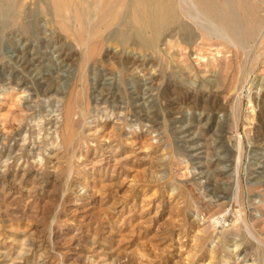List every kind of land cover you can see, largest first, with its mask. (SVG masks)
<instances>
[{"label": "rangeland", "instance_id": "374dc122", "mask_svg": "<svg viewBox=\"0 0 264 264\" xmlns=\"http://www.w3.org/2000/svg\"><path fill=\"white\" fill-rule=\"evenodd\" d=\"M10 1L0 264H264V0H238L241 37L183 0L156 47Z\"/></svg>", "mask_w": 264, "mask_h": 264}, {"label": "bare ground", "instance_id": "6f19581e", "mask_svg": "<svg viewBox=\"0 0 264 264\" xmlns=\"http://www.w3.org/2000/svg\"><path fill=\"white\" fill-rule=\"evenodd\" d=\"M45 1H49V3H51L54 9L53 11L55 13V17L57 16L61 18V20H63V23L64 21L71 18L72 22L74 20L76 25L77 24L81 26L92 25L95 27L96 25L108 21L106 16H109L110 21L112 20L111 18L122 17L121 19L122 27H120L121 28L120 37L122 39L131 38V40L133 39L135 42L143 46L154 47L158 43L162 34H164L167 30L171 29L172 27H174V29L172 28V30L174 31L176 28H179V30L180 28H185V29L192 28L190 22L185 19L186 16L184 17L183 15L184 12L188 10L184 5L183 0H45ZM194 1H196L203 8L204 10L202 11L203 13L206 12L207 14L211 13L218 15L219 19H221V21H223L224 24L232 23V29L234 33L240 35L241 37L243 29L245 30V28H243L244 23L242 18L234 9L236 6H238V4H241L238 3L239 2L238 0H191V3L195 5ZM10 2H12V0ZM191 3L188 4L191 5ZM9 6H11V4ZM123 9L126 12L123 11ZM110 16L112 17L110 18ZM125 16L126 18L123 20ZM69 21L71 22V20ZM67 22L68 21H66L65 23ZM108 23L110 22L108 21ZM71 113H72V106L68 104V106L65 107V109H63L62 117H64V119L62 125L66 127L71 125L72 123Z\"/></svg>", "mask_w": 264, "mask_h": 264}]
</instances>
